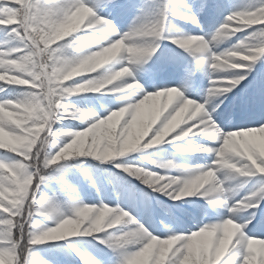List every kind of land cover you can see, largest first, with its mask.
<instances>
[{
    "label": "snow or ice",
    "instance_id": "1",
    "mask_svg": "<svg viewBox=\"0 0 264 264\" xmlns=\"http://www.w3.org/2000/svg\"><path fill=\"white\" fill-rule=\"evenodd\" d=\"M0 264H264V0H0Z\"/></svg>",
    "mask_w": 264,
    "mask_h": 264
},
{
    "label": "clouds",
    "instance_id": "2",
    "mask_svg": "<svg viewBox=\"0 0 264 264\" xmlns=\"http://www.w3.org/2000/svg\"><path fill=\"white\" fill-rule=\"evenodd\" d=\"M191 43L193 46H199L198 42H196V41H192Z\"/></svg>",
    "mask_w": 264,
    "mask_h": 264
},
{
    "label": "trees",
    "instance_id": "3",
    "mask_svg": "<svg viewBox=\"0 0 264 264\" xmlns=\"http://www.w3.org/2000/svg\"><path fill=\"white\" fill-rule=\"evenodd\" d=\"M72 123H74V124H75V123H79V122H78V121H74V122H72Z\"/></svg>",
    "mask_w": 264,
    "mask_h": 264
},
{
    "label": "rangeland",
    "instance_id": "4",
    "mask_svg": "<svg viewBox=\"0 0 264 264\" xmlns=\"http://www.w3.org/2000/svg\"><path fill=\"white\" fill-rule=\"evenodd\" d=\"M147 151V150H146ZM153 151H156V150H153Z\"/></svg>",
    "mask_w": 264,
    "mask_h": 264
}]
</instances>
